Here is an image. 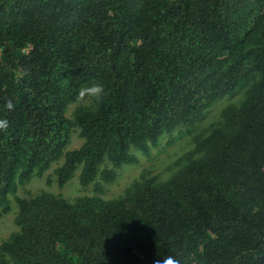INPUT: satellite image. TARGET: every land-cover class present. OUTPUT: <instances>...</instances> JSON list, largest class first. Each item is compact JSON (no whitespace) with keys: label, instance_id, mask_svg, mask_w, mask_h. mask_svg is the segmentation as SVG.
Segmentation results:
<instances>
[{"label":"trees","instance_id":"1","mask_svg":"<svg viewBox=\"0 0 264 264\" xmlns=\"http://www.w3.org/2000/svg\"><path fill=\"white\" fill-rule=\"evenodd\" d=\"M91 83L95 108L65 113ZM248 87L228 132L116 200L15 196L53 173L102 192L164 135ZM0 264H264V0H0ZM81 146L65 152L70 128Z\"/></svg>","mask_w":264,"mask_h":264},{"label":"rangeland","instance_id":"2","mask_svg":"<svg viewBox=\"0 0 264 264\" xmlns=\"http://www.w3.org/2000/svg\"><path fill=\"white\" fill-rule=\"evenodd\" d=\"M96 83L84 87L76 103L68 106L65 118L73 120V115L78 108H95L99 96L89 94L86 90ZM248 87L239 89L212 104L202 116L189 128H181L170 135L160 138L158 147L152 149L148 156H143L133 151L138 159L135 165L122 167L115 181L112 184H103L98 180L102 192L97 194L94 186L85 189L78 184L79 170L73 178L61 189L56 184V177L53 171L62 165L63 158L52 164L41 178L32 177L31 180L18 186L15 196L21 199L33 198L41 193H49L54 196L60 195L68 203H73L82 197H96L108 202L121 198L125 191L142 179H153L155 183L161 184L179 174L191 161L200 159L201 155L196 153V145L205 139L213 130L228 132L232 128V119L240 104L244 101ZM78 129L72 127L69 130V145L65 152L78 149L82 140L78 137ZM9 212L0 218V244L6 241L10 235L17 232L14 218L17 213V206L12 196H8Z\"/></svg>","mask_w":264,"mask_h":264},{"label":"clouds","instance_id":"3","mask_svg":"<svg viewBox=\"0 0 264 264\" xmlns=\"http://www.w3.org/2000/svg\"><path fill=\"white\" fill-rule=\"evenodd\" d=\"M89 94L92 95H102L104 93V86L103 84H95L92 87L88 88L86 90ZM3 122H0V127H3ZM167 264H178V262L174 259L169 258V260L167 261Z\"/></svg>","mask_w":264,"mask_h":264}]
</instances>
